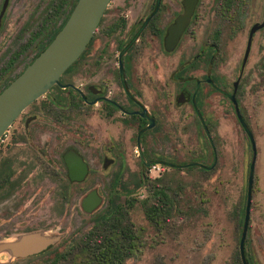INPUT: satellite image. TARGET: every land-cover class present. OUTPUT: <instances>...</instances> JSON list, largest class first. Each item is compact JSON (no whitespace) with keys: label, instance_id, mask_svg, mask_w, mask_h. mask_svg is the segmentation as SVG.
<instances>
[{"label":"rangeland","instance_id":"1","mask_svg":"<svg viewBox=\"0 0 264 264\" xmlns=\"http://www.w3.org/2000/svg\"><path fill=\"white\" fill-rule=\"evenodd\" d=\"M15 1L22 2L30 9L35 25L44 14L49 0ZM220 1L227 9L228 0H202L198 18L192 23L178 51L165 57L154 49L145 59L143 78L145 97L156 108L159 123V127L146 134L144 139L149 158L153 157L150 148H154L156 155L178 165L191 162L212 165L216 161L214 167L203 170L196 164L191 168L187 165L168 167L156 164L144 168L132 130L122 127L115 120L102 117L95 110H86V114L82 115L75 114L74 110L69 120L56 121L40 112L39 107L50 98L45 94L22 115H28L27 112L36 115L31 128L40 134L35 136L37 145L45 141L46 158L47 155L52 156L57 161V156L68 146H77L93 166L96 173L93 175H112L113 179L74 183L69 187L67 198L61 199L58 195L59 184L49 178L43 185H33L32 195L27 196L28 190H24L26 195L22 190L20 196L5 201L3 207L9 208L17 207L24 200L21 211L30 215L34 228L47 230L50 235L59 237L46 249L51 248L46 254L15 258L10 264H42L53 256L55 250H64L72 244V240L79 239L93 227L96 216L112 211L116 206L128 208L138 239L136 250L123 264H237L253 158L251 142L232 104L221 94L204 87L199 108L212 136L215 160L191 104L175 103L178 88L170 80L179 60L184 56L190 59L197 53L203 35L206 32L211 35L212 31L221 27L220 73H223L228 81L227 87L231 89V82L237 77L238 66L245 52L249 30L255 22L263 19L264 0H229L231 4L224 13V19L219 17L216 7ZM68 9L69 6L64 13ZM38 11L41 12L36 17ZM208 39L211 41V38ZM36 51L37 47L33 44L32 56ZM73 69L63 76L64 80L75 79ZM241 78L239 106L257 143L245 252L249 251L253 256V264H264V27L254 33ZM207 89L209 93H206ZM21 123L18 118L9 128V137L17 134L18 129L23 127ZM110 139L125 144L123 153L112 152L114 161L106 171L100 164L103 163ZM16 147L32 149L31 141ZM143 173L148 179L140 182ZM117 175H120L119 183L116 182ZM153 181L169 187L170 195L175 200L171 214L159 224L147 218L145 209ZM93 189L102 200L91 213H87L81 202ZM75 252L77 254L68 256L67 262L74 260L79 263L84 259L82 252ZM9 258L7 254L1 257L3 260Z\"/></svg>","mask_w":264,"mask_h":264},{"label":"flooded vegetation","instance_id":"2","mask_svg":"<svg viewBox=\"0 0 264 264\" xmlns=\"http://www.w3.org/2000/svg\"><path fill=\"white\" fill-rule=\"evenodd\" d=\"M201 4L202 0H198L178 43L174 48L169 49L166 38L171 25L185 10L184 0H111L89 47L87 46L75 62L72 72L75 79L62 81L76 86L75 88L68 87L74 91L73 96L68 97L72 103L57 106L49 98L43 106L39 107L40 112L45 113L49 118L61 121L69 120L74 110L75 114L81 115L86 114V110H95L102 117L115 120L122 127L134 132L135 147L144 168L156 164L168 167L186 166L187 163L178 165L156 155L154 148H150L153 157L149 158L146 153L145 136L154 132L159 127V123L156 108L145 97L143 78L146 68L145 59L152 54L154 49L160 51L165 57H170L178 51L185 36L190 32L192 23L198 18ZM20 6L23 9L20 10ZM224 6L222 1L216 5L220 13L219 17L222 19L229 8V5L227 9H224ZM40 12L38 11L36 17ZM64 17L63 0H49L44 14L35 25H33L35 20L32 12L25 4L15 0H0V48L2 47L0 49V92L33 61L34 56L47 42L49 35L53 34L63 23ZM221 33V27L212 31L211 35L206 32L198 45L197 53L190 59L182 57L178 62L179 65L170 75L171 82L178 88V93L174 97L175 103L191 104L209 143L210 140L206 134V129L209 130V128L199 108L203 89L207 87L221 94L232 104L237 115L229 94L233 93L234 83L239 79L236 91L238 101L241 74L247 65L246 62L243 66V54L238 66L237 77L231 82V89H228V81L223 73H220ZM208 38H211V41ZM33 44L36 45L37 51L32 56ZM209 90L207 89L206 93H209ZM56 109H59V113L55 114ZM27 114L26 116L21 114L18 117L20 123L22 120L24 122L22 121L23 127L18 129L17 134L14 133L9 137L10 129H8L0 138V201L4 200L0 202V241L17 233L39 229L34 228L30 215L22 213L20 206H23L24 200L17 207H3L5 201L17 195L20 196L22 190L23 192L28 190L27 196L32 195L35 187L33 185H43L50 178L59 184L58 195L63 199L64 183H83L90 179L92 182H102L113 179L112 175L107 177L93 175L96 174L93 166L77 146H68L62 154L57 156V161L52 156L47 155L46 158L45 141L42 145H37L35 136H40V134L38 135L35 133L37 130L34 131L31 128L36 115H30L29 112ZM151 120L153 124L148 127ZM27 141H31L32 149L22 150L16 147ZM124 144L123 141L110 139V145L106 147L100 167L107 171L114 161L112 152L123 153ZM211 147L216 160L215 148L212 145ZM68 151L79 154L87 164L82 180L74 181L69 176L64 157ZM193 163L195 162L188 165ZM199 166L209 168L211 165L200 163Z\"/></svg>","mask_w":264,"mask_h":264},{"label":"water","instance_id":"3","mask_svg":"<svg viewBox=\"0 0 264 264\" xmlns=\"http://www.w3.org/2000/svg\"><path fill=\"white\" fill-rule=\"evenodd\" d=\"M111 0H77L67 21L59 30L48 46L20 73L8 86L0 92V138L12 126L14 121L36 100L45 96L54 85L61 88L76 86L72 83L62 82L61 77L66 70L73 65L89 45L97 27L109 6ZM198 0H184L185 10L180 14L175 23L171 25L167 42L169 49L178 43L180 35L189 23ZM264 27V16L262 21L255 22L248 35V41L243 58V66L246 64L252 47L254 33ZM239 79L234 83V91L229 94L234 103L238 119L246 131L253 149V158L250 164L246 212L243 223L242 234L239 244V252L243 264H248L245 255V240L250 220V207L253 196L254 171L257 159V143L253 131L245 121L236 98ZM196 92L193 95L195 97ZM153 120H151V127ZM206 134L213 145L210 131ZM216 154V152H215ZM65 161L71 180H82L87 164L76 152L68 151ZM216 161L209 168L214 167ZM193 164L200 165L195 162ZM102 199L95 189L88 192L81 204L84 211L91 213ZM59 237L50 235L47 230H34L17 233L8 239L0 241V264H10L19 257H28L46 250L55 243ZM7 254L8 260L1 259Z\"/></svg>","mask_w":264,"mask_h":264},{"label":"trees","instance_id":"4","mask_svg":"<svg viewBox=\"0 0 264 264\" xmlns=\"http://www.w3.org/2000/svg\"><path fill=\"white\" fill-rule=\"evenodd\" d=\"M63 2L64 10L69 6L68 11L65 12L63 23L53 34L49 35L47 42L41 47L39 52H37L33 60L48 46L63 27L77 0H63ZM228 2L230 7L231 1L228 0ZM74 65L75 63L66 70L63 76L70 73ZM63 76L61 79L65 81ZM73 93L74 91L71 88L62 89L60 86L54 85L47 95L53 100L55 105L62 106L66 105L68 102L72 103V100H69L68 97H72ZM54 112L55 114L59 113V109L54 110ZM63 115L65 116V113H63ZM186 167L191 168L196 166L190 164ZM200 168L205 170L202 166ZM119 177L120 175L116 176V182L118 183L120 182V180H118ZM144 179L148 178L143 173L140 176V182H143ZM72 184L74 183L67 182L63 184L62 193L64 199L67 198L69 187ZM149 199V202H145L146 216L153 223L159 224L171 214L175 205V200L170 195L169 187L161 182L154 181L152 183ZM245 212L246 207L243 211L244 218ZM72 241V244L64 250H55L53 256L42 262V264H123L126 258L133 254L138 244L137 233L134 230L128 208L126 209V207L123 206H116L112 211L104 212L96 216L93 227L88 229L79 239ZM50 249L34 256L44 255ZM77 250L85 255L84 259L79 263L74 260L67 262L66 259L68 256L75 253L77 254V252H75ZM245 255L248 264H253V256L249 251L245 252ZM237 260V264H243L240 252H238Z\"/></svg>","mask_w":264,"mask_h":264}]
</instances>
